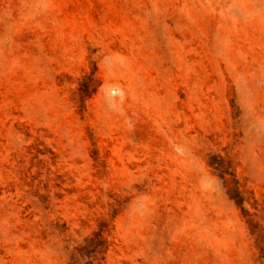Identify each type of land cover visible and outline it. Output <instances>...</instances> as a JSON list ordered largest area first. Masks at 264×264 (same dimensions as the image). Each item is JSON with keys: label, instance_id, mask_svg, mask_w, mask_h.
I'll list each match as a JSON object with an SVG mask.
<instances>
[{"label": "rangeland", "instance_id": "obj_1", "mask_svg": "<svg viewBox=\"0 0 264 264\" xmlns=\"http://www.w3.org/2000/svg\"><path fill=\"white\" fill-rule=\"evenodd\" d=\"M0 264H264V0H0Z\"/></svg>", "mask_w": 264, "mask_h": 264}]
</instances>
